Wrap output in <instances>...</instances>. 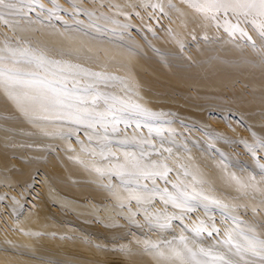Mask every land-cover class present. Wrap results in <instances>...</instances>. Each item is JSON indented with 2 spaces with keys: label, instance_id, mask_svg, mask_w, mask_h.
I'll return each instance as SVG.
<instances>
[{
  "label": "bare ground",
  "instance_id": "bare-ground-1",
  "mask_svg": "<svg viewBox=\"0 0 264 264\" xmlns=\"http://www.w3.org/2000/svg\"><path fill=\"white\" fill-rule=\"evenodd\" d=\"M213 14L0 5V264H264V17Z\"/></svg>",
  "mask_w": 264,
  "mask_h": 264
},
{
  "label": "snow or ice",
  "instance_id": "snow-or-ice-1",
  "mask_svg": "<svg viewBox=\"0 0 264 264\" xmlns=\"http://www.w3.org/2000/svg\"><path fill=\"white\" fill-rule=\"evenodd\" d=\"M190 6L197 9V11L201 12H213L212 19H215V13L224 12L227 13L229 11H232L236 15H244V16H254V17H264V0H189ZM5 0H0V5H4ZM155 7V6H154ZM253 24H255V20L252 21ZM232 32L235 31H241L242 35H247V33L243 32L239 29L238 25H231ZM260 34L264 36V24H261ZM225 31H228V28L225 29ZM232 32H229L231 35ZM251 39V37H249ZM10 86L18 83V81L12 80L9 82ZM65 94L67 95V89H65ZM13 99H16L17 97L13 95ZM79 103H84V100L77 97L76 98ZM59 102V101H58ZM93 102H95L93 100ZM167 171V169H166ZM153 173H148V175H152ZM156 175H163L164 173H155ZM179 206V205H175ZM211 235V233H209ZM245 239L248 241L247 243V250L252 251L255 255H264V241H256L255 238L248 239L245 237ZM231 242V241H229ZM257 244H259V251L257 250ZM153 247H155L153 245Z\"/></svg>",
  "mask_w": 264,
  "mask_h": 264
}]
</instances>
